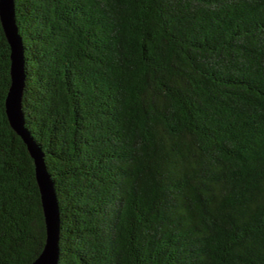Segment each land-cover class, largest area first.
Wrapping results in <instances>:
<instances>
[{"label":"trees","instance_id":"trees-1","mask_svg":"<svg viewBox=\"0 0 264 264\" xmlns=\"http://www.w3.org/2000/svg\"><path fill=\"white\" fill-rule=\"evenodd\" d=\"M14 17L57 264H264V0H14ZM10 53L0 21V264H30L46 226Z\"/></svg>","mask_w":264,"mask_h":264},{"label":"water","instance_id":"water-1","mask_svg":"<svg viewBox=\"0 0 264 264\" xmlns=\"http://www.w3.org/2000/svg\"><path fill=\"white\" fill-rule=\"evenodd\" d=\"M0 21L11 48V83L5 100L10 125L23 138L33 159L35 177L41 196L46 240L39 256L30 264H57L59 256V208L53 181L47 172L43 153L24 128L21 99L24 87L23 47L14 17V0H0Z\"/></svg>","mask_w":264,"mask_h":264}]
</instances>
